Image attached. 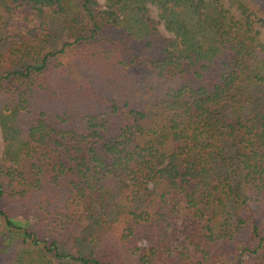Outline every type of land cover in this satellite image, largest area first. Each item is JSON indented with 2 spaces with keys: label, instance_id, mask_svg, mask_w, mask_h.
Masks as SVG:
<instances>
[{
  "label": "trees",
  "instance_id": "obj_1",
  "mask_svg": "<svg viewBox=\"0 0 264 264\" xmlns=\"http://www.w3.org/2000/svg\"><path fill=\"white\" fill-rule=\"evenodd\" d=\"M0 106V264H264V0H0Z\"/></svg>",
  "mask_w": 264,
  "mask_h": 264
},
{
  "label": "rangeland",
  "instance_id": "obj_2",
  "mask_svg": "<svg viewBox=\"0 0 264 264\" xmlns=\"http://www.w3.org/2000/svg\"><path fill=\"white\" fill-rule=\"evenodd\" d=\"M101 3L104 4L103 1ZM148 6L151 10L152 16L158 20L159 17H158V11H157L156 6H154L152 4H148ZM161 30L163 31V33L166 36L170 35L169 31L165 28L163 23L161 25ZM7 103H10V101ZM55 104L56 103L52 100L53 109H56V107L54 106ZM10 105H12V104H10ZM56 113H57V111H56ZM52 121H53V119L51 118V122ZM52 123H54V122H52ZM21 139H22V141L24 139V136L22 135V133H21V135L18 136V139H14L11 137L5 138L3 123L0 122V165L1 166H6V167L13 166L16 168L21 167V162H20L21 143L19 142V141H21ZM12 209H11V212L13 213V219L16 220L18 223H22L23 226L24 225L28 226L31 229V231H36L39 233L41 231H44V230H41L42 224H43L42 223L43 220H41V219L44 218L46 210L43 209L39 212L38 209L35 207H32L29 210L28 208L21 207V205L19 203L13 205ZM44 224L46 225V223H44ZM4 232H6V231H5L4 227H2L0 224V238L2 237ZM66 241H68V238L62 239L63 244L66 243ZM72 242H74V241H72ZM13 243H16V240ZM131 243H137L138 246H142V247H146L148 245L147 244L148 241H146L144 238H141V239L138 238L137 241H134ZM24 258L26 260L29 259V256L27 255V253L24 255ZM30 258H32V257H30ZM10 262H11V264L13 263L12 261H10Z\"/></svg>",
  "mask_w": 264,
  "mask_h": 264
}]
</instances>
